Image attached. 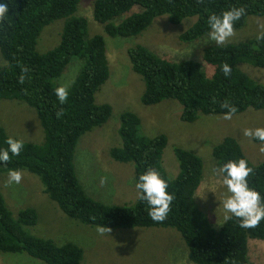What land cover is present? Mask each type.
<instances>
[{"label":"trees","instance_id":"obj_1","mask_svg":"<svg viewBox=\"0 0 264 264\" xmlns=\"http://www.w3.org/2000/svg\"><path fill=\"white\" fill-rule=\"evenodd\" d=\"M6 2L9 13L0 20V54L7 64L0 67V101H18L34 109L44 139L41 143L23 140L20 155L13 156L6 165L0 164V181L2 176H8L9 169L35 176L43 186L41 194L57 204L66 217L83 225H104L112 231L172 229L182 239L187 258L193 264H257L259 257L251 254L252 244L264 241V221L256 228L244 229L236 219L225 222L218 210L204 207L209 218L196 200L204 177L200 153L175 148L179 173L171 178L163 166L168 137L143 135L142 121L134 112L121 114L118 129L121 145L111 148L108 155L114 161L134 164L135 182L148 168H155L169 181L168 190L175 198L167 218L153 221L146 204L138 198L133 204L116 206L97 201L86 193L74 163L78 143L84 135L105 125L113 114L110 104L96 101L97 93L110 78V53L105 37L90 35L88 19L78 15L82 0ZM232 8L245 10L234 22V31L243 29L251 16L264 17V0H95L93 18L111 38H133L162 16H167L172 25L195 17L196 22L180 36L182 42L193 43L208 36L210 14L220 15ZM119 18L121 22L115 24L114 20ZM58 20H64L59 41L50 46L53 49L40 53L37 46L42 32ZM44 34L51 36L48 32ZM259 35L206 47L202 60L213 69L211 75L193 60L169 61L141 44L129 48L132 69L139 75L144 90L141 103L151 106L166 99L176 100L182 107L181 119L189 124L203 116H225L229 111L222 107L225 103L236 109L232 115L249 109L264 110V85L244 69V66L264 69V39L258 40ZM225 63L231 69L227 76L222 70ZM71 67L78 69L79 74L67 86L69 95L61 104L55 89L62 86L61 79ZM8 137L4 126H0V148L8 147L5 143ZM207 144L208 141L204 148L217 168L228 160L246 158L253 168L249 184L264 194V161L253 163L233 137ZM2 192L0 183V255L26 253L46 264H88L84 250L77 244H58L53 239L33 235L29 229L37 225V209L28 207L15 215ZM55 213L58 219L63 218L58 210Z\"/></svg>","mask_w":264,"mask_h":264},{"label":"rangeland","instance_id":"obj_2","mask_svg":"<svg viewBox=\"0 0 264 264\" xmlns=\"http://www.w3.org/2000/svg\"><path fill=\"white\" fill-rule=\"evenodd\" d=\"M94 2L95 0H82L78 15L88 19L91 36L100 34L105 37L106 47L110 53V78L97 93L96 101L98 104H110L113 114L105 125L87 133L78 143L74 163L86 193L107 205L124 206L136 202L134 164L114 161L108 155L111 148L121 145L118 133L121 114L124 111H131L140 117L142 121L140 130L143 135L154 137L164 134L168 137L163 166L171 178H175L179 173L175 148L200 153L204 162V177L196 194L197 203L205 213L204 207L211 211L216 209L223 218V211L218 203L223 198L225 189L221 178L215 175L214 170L217 169L215 161L211 159L210 152H207L204 146L207 141V145L210 146L213 141L217 143L226 137H233L240 142L245 155L253 163L263 162L264 143L254 142L253 137L244 135V130L264 127V110L249 109L244 113L232 115L230 119H225L222 115H208L189 124L181 119L182 107L176 100L166 99L159 104L143 105L141 97L144 90L139 75L132 69L127 54L129 48L141 44L169 61L193 60L201 63L211 75L213 69L203 62L202 53L206 47L216 42L211 41L209 37L193 43L182 42L181 34L194 24L195 19H187L176 26L169 24L165 16L155 19L153 24L137 37L111 38L105 34L104 26L93 18ZM63 21H55L44 29L37 46L40 53L53 49L50 46L59 41ZM46 32L51 34L50 38L48 34H44ZM262 32L264 17L251 16L246 26L242 30L234 31L226 42L245 41ZM4 65L7 64L0 54V67ZM244 69L255 81L264 85V69L251 66H244ZM78 74V69L73 67L67 69L61 79V85L69 87ZM0 126H4L13 138L33 143H41L44 139L36 111L22 102L0 101ZM0 183L7 205L15 215L28 207L37 209L39 213L37 225L29 229L33 235L53 239L58 244L66 242L77 244L84 250L88 264H193L187 258L182 239L177 237L172 229L111 230L101 234L97 230L98 227L83 225L66 217L57 204L47 195L41 194L43 186L35 176L22 171V180L19 184L9 183L8 176H2ZM13 200L15 204L9 203ZM55 208L63 218L58 219ZM207 216L210 218L208 214ZM253 247L255 248V244ZM256 248L260 251V257L258 262H255L264 264V243L257 244ZM253 254L255 257L256 254ZM0 264L46 263L26 253H4L0 255Z\"/></svg>","mask_w":264,"mask_h":264},{"label":"clouds","instance_id":"obj_3","mask_svg":"<svg viewBox=\"0 0 264 264\" xmlns=\"http://www.w3.org/2000/svg\"><path fill=\"white\" fill-rule=\"evenodd\" d=\"M244 11L243 8H232L220 15L215 13L210 14L207 17L209 32L206 37H209L211 41L217 44H224L226 40L234 34V22L241 18ZM8 13V3L6 0H0V20H3ZM192 19H195V22L197 20L195 17ZM121 20L122 18H119L114 20V22L115 24H119ZM257 39H264V33H260ZM147 48L150 49L149 47ZM151 51L160 56L159 53L153 50ZM222 70L226 76L231 71L229 65L226 63L223 64ZM55 95L61 104L65 103L69 95L67 86L62 85L57 87L55 89ZM222 107L229 109V111L225 113V119H230L232 114L236 111L234 107H230L227 103L223 104ZM57 115H59V113ZM244 135L264 142V127L245 129ZM5 143L8 147L0 148V164L4 165L10 162L13 156H19L24 148L23 140L11 136L6 139ZM214 172L217 177L221 178L222 185L225 189L223 198L218 203V206L222 208L223 220L225 222L236 219L241 228L252 229L256 228L261 221H264V194L250 186L248 178L250 174L253 173V168L249 166V161L246 158L241 157L228 160L215 169ZM21 180L22 172L20 170H8L9 183L19 184ZM135 188L137 190V198L139 201L146 204L148 215L151 219L157 222L164 221L171 211V205L175 198L174 194L168 190L169 181L155 168H148L136 179ZM97 230L101 234L111 231L109 227L104 225L98 226ZM260 243H264V241L256 240L253 242L251 254L255 253L260 257V251L256 248V245ZM254 244L255 248L253 247Z\"/></svg>","mask_w":264,"mask_h":264}]
</instances>
